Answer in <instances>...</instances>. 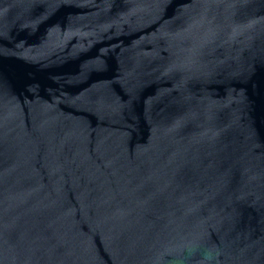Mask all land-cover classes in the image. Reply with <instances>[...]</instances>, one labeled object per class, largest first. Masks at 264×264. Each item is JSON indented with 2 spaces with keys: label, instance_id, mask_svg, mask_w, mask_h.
<instances>
[{
  "label": "water",
  "instance_id": "obj_1",
  "mask_svg": "<svg viewBox=\"0 0 264 264\" xmlns=\"http://www.w3.org/2000/svg\"><path fill=\"white\" fill-rule=\"evenodd\" d=\"M0 264H264V0H0Z\"/></svg>",
  "mask_w": 264,
  "mask_h": 264
}]
</instances>
